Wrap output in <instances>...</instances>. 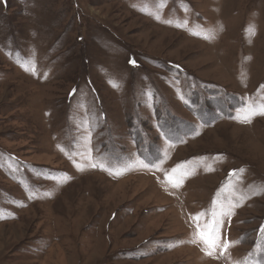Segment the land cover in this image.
<instances>
[{"label":"rangeland","instance_id":"rangeland-1","mask_svg":"<svg viewBox=\"0 0 264 264\" xmlns=\"http://www.w3.org/2000/svg\"><path fill=\"white\" fill-rule=\"evenodd\" d=\"M262 109L264 0H0V264H264Z\"/></svg>","mask_w":264,"mask_h":264},{"label":"snow or ice","instance_id":"snow-or-ice-1","mask_svg":"<svg viewBox=\"0 0 264 264\" xmlns=\"http://www.w3.org/2000/svg\"><path fill=\"white\" fill-rule=\"evenodd\" d=\"M130 64L133 66H136V61L130 60ZM75 91V90H74ZM264 115V109L259 111L258 113L253 111L251 115L246 117V122H251V117L253 115ZM96 165H93L95 167ZM236 171H242V170H233V172L229 173V176H233ZM173 172H176V169L173 170ZM183 177H180L176 182L174 183V186H179V183L182 182ZM243 199V197L241 198ZM238 206V202L233 204L230 203L227 207H222L219 210V213L217 211L212 212V218L210 223H205L204 225L200 224V220L206 216V213L201 212L196 214L192 217V220L195 224V236L192 242H202L205 247L208 249L207 254L212 255L214 250L219 249L220 255L223 256L225 252L229 249L231 246V242H225L222 241L220 238V231L223 227V217L224 216H230L232 214V209L234 207ZM258 235H264V224H262L258 230Z\"/></svg>","mask_w":264,"mask_h":264}]
</instances>
